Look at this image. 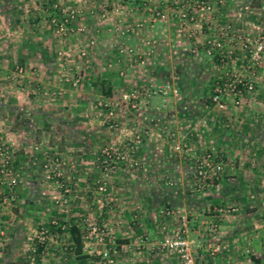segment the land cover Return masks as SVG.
Listing matches in <instances>:
<instances>
[{
  "label": "rangeland",
  "instance_id": "374dc122",
  "mask_svg": "<svg viewBox=\"0 0 264 264\" xmlns=\"http://www.w3.org/2000/svg\"><path fill=\"white\" fill-rule=\"evenodd\" d=\"M235 79L253 89L241 86L235 96L227 84L221 88ZM10 80L16 92L47 83L77 91L88 105H79L75 115L90 138L71 150L88 152L86 159L74 158L78 165L71 166L65 144L66 151L59 147L52 156L46 150L40 165L24 173L12 167L15 154L0 138L9 150L0 154V262L119 264L134 249L168 252L157 245L179 215L187 216L191 232L198 224L207 231L209 220L200 222L205 215L235 213L257 199L264 222V175L255 172L260 181L245 185L250 164L264 170V0H0V121L9 115L3 101ZM165 84L166 93L146 92ZM43 90L44 100L52 96L48 86ZM133 90L139 94L135 106L123 97ZM43 143L48 149L52 142ZM103 151L125 157L104 169ZM141 151L159 152L147 161ZM215 164L221 165L217 174ZM143 172V179L159 178L162 185L139 184ZM21 176L53 186L52 192L33 196L26 216L16 210L18 219L4 220V203L19 206ZM84 203L90 214L73 212ZM34 208L45 217H33ZM166 208L174 213L163 215ZM123 214L129 224L150 222L153 233L120 237L113 221ZM71 224L80 230V253ZM90 226L110 233L115 243L101 241Z\"/></svg>",
  "mask_w": 264,
  "mask_h": 264
},
{
  "label": "crops",
  "instance_id": "0c3cea01",
  "mask_svg": "<svg viewBox=\"0 0 264 264\" xmlns=\"http://www.w3.org/2000/svg\"><path fill=\"white\" fill-rule=\"evenodd\" d=\"M45 74L49 76L53 75L52 72H46ZM35 75L39 77L45 76L41 72H37ZM11 84L12 80L9 82L11 91L8 89V99L3 101L4 107H7L9 110V115L4 118V120L0 121V138L6 140L11 145L10 154H15L12 167H17V169L20 168L21 172L24 173L29 170L31 166L35 167L40 165V161H42L41 159L47 151L48 155L52 156L59 154V151H61L58 149L59 147L62 151H66L63 150L66 146L65 144H67V157L71 166L78 165L77 162L80 160L74 159L76 156L86 159L85 154L88 153L87 151H78L80 152L78 153L71 150H76V148L81 149L83 144L86 142L88 143L90 138V135L81 127L83 123H80L78 121V116L75 115L77 107L79 105L86 107L88 105V100L78 96L79 94L77 91L66 86H49L47 83L41 86L37 85L36 88L30 89V91L24 90L23 92H16L12 89ZM45 86L51 89L52 94L50 98L45 99L46 101L41 94ZM21 89L23 88L21 87ZM43 93H47V91ZM61 101L65 103H61ZM149 108L155 110L157 107L156 105H152L149 106ZM46 140L52 142L50 146H48V149L43 146V142ZM30 141L35 142V144L30 146ZM60 141L63 142V145H61ZM249 141L251 143V139H249ZM141 152L140 156L150 161L151 157L157 155L159 151ZM262 155H264V152L261 153V156ZM83 165H85V163H83ZM148 165L151 166V164ZM248 168L246 169L248 175L245 179V185L247 183L248 186H254L257 181H255L254 178L258 176V172L260 176H263L264 170L262 165L261 168H259L258 166L254 167V165L250 164ZM168 170L169 168L164 171ZM148 172H151V170ZM255 172L257 176L254 174ZM143 174L146 173L143 172L141 175L142 177H138L142 180L140 182L138 181L139 184L162 185V181H159V178L154 179L149 177L150 179H143ZM21 178H24V180L20 179V182L15 186V190L18 193L16 201L19 206L17 207V204L11 205L14 206V210H12L13 208H6L8 204L4 203L2 216L4 220L18 219L16 210H18L20 214L19 218L26 216L29 210H32L33 204L30 203V200H33V196L37 197L39 195L41 197V194H46V192L51 194L52 192L53 186L47 183H43L39 180L36 182L28 181L24 176H21ZM262 178H264V176ZM120 180L121 179L118 180L119 183ZM181 180L182 184L184 179ZM261 180L263 181V179ZM258 181L260 180L258 179ZM3 186L5 189L4 183ZM217 200L218 198L214 199L215 202ZM237 200V202H245L244 199ZM35 201L37 202L36 198ZM260 201V199H257L250 202L248 205L244 204L235 213L223 214L217 211L216 213L205 215L200 222L214 219L217 215L219 216L217 231L212 235L198 228L200 227L199 224L197 225V230L193 232H191L189 228L187 236L191 241V246H193L195 264H264V222L262 218L259 219L257 217L256 212V210H259L257 206H259ZM36 202H34L35 206L37 204ZM85 203L83 208L73 207V212L82 211L80 214L86 212L90 214L91 207ZM252 206H256L257 209L254 211ZM34 209V214L38 216L33 217L36 219L45 217L39 210L36 208ZM182 209H184V207ZM57 210L58 208H51V212L53 213ZM130 220L131 224L128 223V215H116V219L113 222H115L114 227L120 237L128 236L131 241L132 237L135 236L134 233H139L144 230H148L151 234L153 233L154 230L152 229V225H149L150 222H142L136 225L139 221L135 223L132 219ZM135 250L136 249L130 252V254L133 253L135 255L125 262L121 261L119 264H182L177 256L174 257L173 254H169L168 252H154L148 249H144L143 252ZM140 254L142 255L140 256ZM1 263L2 262H0V264ZM2 264H5V262Z\"/></svg>",
  "mask_w": 264,
  "mask_h": 264
},
{
  "label": "built area",
  "instance_id": "2783aa9c",
  "mask_svg": "<svg viewBox=\"0 0 264 264\" xmlns=\"http://www.w3.org/2000/svg\"><path fill=\"white\" fill-rule=\"evenodd\" d=\"M204 2V1H202ZM204 4V3H203ZM56 6V5H55ZM203 8H209V6L202 5ZM156 15H160V11H156ZM54 22V19H52ZM61 28V27H60ZM225 84L229 86V90L233 91V94L239 95L241 93V86H244L243 88L250 91L253 89V83L249 81H242V80H232V81H227V83H222L221 87L222 89L226 88ZM151 87H154L155 91H152ZM169 88L168 84L165 85H160L158 88L150 85L147 89L146 92L153 93L156 91H162L163 93L167 92V89ZM173 92H176V89H173ZM138 91L133 90L130 93H125L123 94L124 99H128L131 101L132 106H135V102L138 99ZM218 96V95H215ZM216 98V97H215ZM9 152L8 146L0 145V154H7ZM124 155H120L119 152H114V151H103V159H102V165L104 169H110L113 167L112 161L113 159H118V158H124ZM6 164L9 165L10 160L5 161ZM44 168H48L49 165L48 163H44ZM210 166V165H209ZM221 168V165L215 164L211 166V170H213V174H217ZM5 168L3 166H0V172H2ZM7 170V169H6ZM205 172V171H204ZM199 173H202V170H199ZM16 179L13 178L12 181H9L10 188L13 187L15 184ZM222 212V209H219V213ZM174 213L173 209L166 208L163 211V215L165 216H171ZM220 215V214H219ZM218 221H219V216L217 215L214 219H211L208 221L206 225V230L209 234H213L214 232L217 231L218 228ZM164 228V227H163ZM89 232L91 234L93 233H99L100 234V240H108L110 243L114 244V238L113 236L105 231L104 229H100L97 226H90L89 227ZM188 219L185 214H181L178 216L177 224L172 227L170 230L166 231L165 235L163 238L160 240L158 243V247L161 249L174 253L178 255L180 258L182 264H195V259L191 247V241L189 240L188 236ZM143 240L141 239V242ZM218 249V247H217ZM104 256H108V251H104Z\"/></svg>",
  "mask_w": 264,
  "mask_h": 264
},
{
  "label": "trees",
  "instance_id": "16d2710c",
  "mask_svg": "<svg viewBox=\"0 0 264 264\" xmlns=\"http://www.w3.org/2000/svg\"><path fill=\"white\" fill-rule=\"evenodd\" d=\"M103 84H106V81H102ZM69 233L75 243L76 252L80 253L82 251V243H81V234L79 228L75 224H71L69 226Z\"/></svg>",
  "mask_w": 264,
  "mask_h": 264
}]
</instances>
